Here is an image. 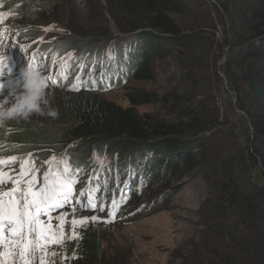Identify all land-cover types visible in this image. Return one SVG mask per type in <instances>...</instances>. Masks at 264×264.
Segmentation results:
<instances>
[{"label":"trees","instance_id":"1","mask_svg":"<svg viewBox=\"0 0 264 264\" xmlns=\"http://www.w3.org/2000/svg\"><path fill=\"white\" fill-rule=\"evenodd\" d=\"M108 1L107 13L117 29L135 34L126 43L119 42L120 51L111 63L104 54L106 44H82L85 48L82 53L70 58L66 57L63 42L43 43L39 52L48 59L37 62L40 64L37 71L46 75L48 61L58 67L55 76H51V84L60 90H70L69 101L48 108L56 111L55 117L33 114L27 120H8L0 125V158H30L39 167L52 156H58L53 167L66 161L72 176L78 169L83 171L84 165L89 168L92 162L89 157L103 152V143L113 145L128 139L148 143L157 137L160 140L149 146L154 153L170 151L171 157L165 160L175 161L174 174L184 178L193 174V170L202 169L210 188L200 214L205 231L182 254L181 264H264V182L260 180L264 179V0H215L217 4L205 2L191 8L189 0H118L112 5ZM54 10L53 3L45 0H0V14L9 16L7 32L18 41L38 37L39 32L32 26L47 14L55 19ZM213 14L219 18L220 27L214 23ZM0 27L5 29L1 17ZM221 31L223 40L217 37ZM79 35L85 38L83 33ZM202 38L210 41L208 58L213 59L214 49L218 52L214 53L213 62L229 47L223 74L235 93L236 107L248 116V119L241 117L243 131L239 134L221 119L220 109L212 99L193 103L195 97L188 93L177 92L161 99L139 90L129 95L132 106L123 108L102 96L103 92L120 89L131 80H150L147 73L153 45L160 46L164 54L174 51L182 61L188 59L183 65L194 67L187 51H198ZM113 62L116 64L111 66ZM214 76L221 82L216 71ZM170 101L179 114L171 123L152 126L148 116H140L134 110L135 106ZM89 146L92 150L87 154ZM143 158L138 160L141 162ZM129 160L122 163L121 172ZM158 162L160 165L162 160ZM12 167L18 168L19 164ZM89 172L84 178L98 182L99 171L90 168ZM112 175L117 176V171ZM139 187L137 182L132 188L139 190ZM112 194L110 190L108 195ZM103 195V190L97 194L94 199L97 204H102ZM56 217L54 214L58 223ZM91 234L90 230L84 238L86 255L81 245L67 235L58 253L65 258L63 264L86 256L92 264H111L103 263L102 241Z\"/></svg>","mask_w":264,"mask_h":264},{"label":"rangeland","instance_id":"2","mask_svg":"<svg viewBox=\"0 0 264 264\" xmlns=\"http://www.w3.org/2000/svg\"><path fill=\"white\" fill-rule=\"evenodd\" d=\"M45 1L53 3L55 10L52 11V14L55 19L47 14L45 18L39 19L41 22L32 28L27 26L39 32V36L34 39L16 40L14 34L7 32L9 16L7 13L0 14L2 24L5 25L4 30L0 29V54H8L12 57L16 64V75L21 80V83L15 87H9L5 84L6 73L0 71V104L12 103L14 96L22 91V70L28 68L37 71L36 67L40 65L37 62L45 61L43 59L47 57L43 58L39 52L43 43L63 42L66 48V57L70 58L82 53V49H85L82 44L99 43V46L106 44L104 54L108 56L111 63L115 59H113L114 54L118 50L120 51L119 42L123 40L124 44L127 42V38L135 34L122 33L117 29L107 13L110 4L108 0ZM117 2L118 0H111V5ZM205 2L213 3V0H189L187 3L191 8L199 7ZM212 18L216 25L220 23L215 14ZM79 33H83L85 38L81 37ZM217 37L223 40L222 31ZM219 44L222 42L220 41ZM199 45L201 46L198 51L194 49L187 51V53H191L188 58L192 60L194 67L188 64L183 65L184 61H188V59L182 61L177 58V53L174 51L164 54L160 46H151L153 58L149 66L150 71L147 73L151 76L150 80H131L120 89L103 92L102 96L123 108L132 106L129 95L139 90L158 95L161 99H166L168 94L188 93L195 97L193 103H197L201 99H212L220 109L221 119L229 122L239 134L243 131L241 122L243 116L234 109L232 95L226 88V86L229 87L228 83L225 85V81L219 74V72L224 73L225 62L220 66L219 63L224 56H227L228 59L229 47L225 48L220 59L213 62L215 61L214 53L216 55L218 52L214 49L213 59L211 56L208 58L211 51L210 41L207 38H202ZM47 64L46 75L43 76L44 82L46 77H54L58 70V67L50 61ZM42 65L45 66V63ZM110 69L113 68L110 67ZM215 71L221 82H218L214 76ZM48 83L50 86L45 89L49 100L48 108L69 101L70 90H60L54 87L51 81ZM174 107V102L170 101L139 105L135 106L134 110L140 116H148L149 124L156 126L160 123L166 124L177 120L179 114ZM48 108L45 110L48 111ZM158 140L160 139L154 137L150 141L148 140V143L141 141L139 143L129 139L118 140L113 145L108 142L103 143V152L89 157V162L92 161L89 168L87 164L84 165L83 171L78 169L79 171L72 173L77 181L73 185L72 200L60 207L55 214L65 217L64 233L72 236L75 231L78 238L74 240L81 245L83 254L86 255L87 248V241L84 238L91 230L90 236H98L102 241L103 263L181 264L182 254L186 249L192 247L194 241L198 242L202 237L205 227L201 224L200 214L204 209V200L209 195V184L203 179L202 169H195L192 176L188 175L184 178H179V174H174L175 161L173 159L165 160V157H171V153H168L170 151L154 153L151 145L149 146L151 142ZM186 141H194V139ZM117 146H120L117 151H111ZM91 150L92 146H89L86 153L89 154ZM129 154H134L130 160ZM142 156L146 159L143 158L140 162L138 159ZM55 157L59 159L58 156ZM110 159L112 160L109 161ZM125 159L129 160V165H125V170L121 172L120 166L124 161L126 162ZM161 160L159 165L158 161ZM143 162H147V165L142 169ZM90 168H96L101 174L98 182L84 178L90 173ZM47 169V164H40L39 178L41 180H43V173ZM115 171H117V176L112 175V172ZM129 171L133 172L134 178L129 181L127 189H121L122 186H118L117 177L122 178ZM136 171L137 173H134ZM257 178L260 179V176L257 175ZM260 180L262 183L264 182V179ZM184 181L186 183L179 186ZM137 182L140 183L139 190L132 188L133 184ZM102 190L105 197L102 198V204H97L98 200L94 199ZM110 190L113 192L111 197L108 195ZM111 199L112 204L110 203ZM93 202L96 204V210H92L90 207ZM101 207L104 211H99ZM93 216L98 219L92 220ZM81 219H87V223H77L75 226L72 224V220L79 221ZM67 235L64 243L67 241ZM61 246L51 245L49 247L50 252L55 251L56 253L55 256L47 257L53 264L64 263V256L60 258L58 255ZM36 255L35 264H40V253ZM74 263L92 264V260L86 256L71 264Z\"/></svg>","mask_w":264,"mask_h":264},{"label":"snow or ice","instance_id":"3","mask_svg":"<svg viewBox=\"0 0 264 264\" xmlns=\"http://www.w3.org/2000/svg\"><path fill=\"white\" fill-rule=\"evenodd\" d=\"M5 59L0 54V67ZM48 81L51 77L45 78V89L50 86ZM57 159L53 156L44 162L48 169L41 180L35 160H19L15 156L0 158V264H35L37 253H40V264H53L47 257L56 253L50 252L49 247L63 245L65 217H56L58 223L54 225L52 213L70 202L77 182L66 161L53 167ZM17 163L18 168L12 167ZM90 207L96 210L94 202ZM99 211L104 209L101 207ZM77 223H87V219L72 220L74 226ZM70 238H78L75 231Z\"/></svg>","mask_w":264,"mask_h":264},{"label":"clouds","instance_id":"4","mask_svg":"<svg viewBox=\"0 0 264 264\" xmlns=\"http://www.w3.org/2000/svg\"><path fill=\"white\" fill-rule=\"evenodd\" d=\"M23 79L22 91L14 96L12 103L0 104V125L8 120H27L33 114L55 117V110L48 108L49 100L44 87V78L38 71L25 68L21 72Z\"/></svg>","mask_w":264,"mask_h":264},{"label":"water","instance_id":"5","mask_svg":"<svg viewBox=\"0 0 264 264\" xmlns=\"http://www.w3.org/2000/svg\"><path fill=\"white\" fill-rule=\"evenodd\" d=\"M213 3L217 4V2H216L215 0H213ZM218 6H219V5H218ZM219 8H220V6H219ZM220 10H221V8H220ZM221 11H222V10H221ZM226 60H227V56H224V58L222 59V61L219 63V66H220L222 63L226 62ZM219 74H220V76L223 78V80L225 81V85H227L228 82H227V79H226V77L224 76V74H222V72H219ZM226 88H227V91L232 95V99H233V103H234V106H235V110H236V112H237L238 114H240V115H242V116H244V117H246V118L248 119L247 114H246L245 112L239 110V109L236 107V96H235V93L232 92V91L229 89V87L226 86ZM185 183H186V182L184 181V182L180 183L179 186L184 185Z\"/></svg>","mask_w":264,"mask_h":264},{"label":"bare ground","instance_id":"6","mask_svg":"<svg viewBox=\"0 0 264 264\" xmlns=\"http://www.w3.org/2000/svg\"><path fill=\"white\" fill-rule=\"evenodd\" d=\"M115 55V54H114ZM115 57L113 56V59H114ZM108 60H109V58H108ZM116 63H112L111 64V66L112 65H115ZM129 156H131V154L129 155ZM128 156V157H129ZM112 159H110L109 161H111ZM127 162H129V161H127ZM145 165H147V162H145L144 164H143V167H142V169L144 168V166ZM149 168V167H148ZM133 172H131V171H129V172H126L125 173V175L124 176H122V178H120V177H117V183H118V186H122L121 187V189L122 188H125V189H127V187H128V183H129V181L130 180H132L133 178H134V175L132 174ZM134 173H137V171L136 172H134ZM121 191V190H120ZM120 204V203H119Z\"/></svg>","mask_w":264,"mask_h":264}]
</instances>
